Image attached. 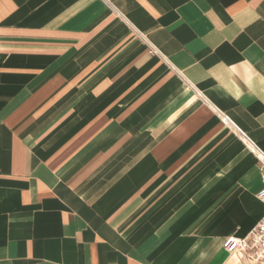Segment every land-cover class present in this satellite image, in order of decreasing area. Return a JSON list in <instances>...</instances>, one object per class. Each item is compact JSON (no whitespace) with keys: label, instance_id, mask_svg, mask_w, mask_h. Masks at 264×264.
I'll use <instances>...</instances> for the list:
<instances>
[{"label":"crops","instance_id":"1","mask_svg":"<svg viewBox=\"0 0 264 264\" xmlns=\"http://www.w3.org/2000/svg\"><path fill=\"white\" fill-rule=\"evenodd\" d=\"M242 133L264 0H0V264H250Z\"/></svg>","mask_w":264,"mask_h":264},{"label":"built area","instance_id":"2","mask_svg":"<svg viewBox=\"0 0 264 264\" xmlns=\"http://www.w3.org/2000/svg\"><path fill=\"white\" fill-rule=\"evenodd\" d=\"M152 51L156 50L152 47ZM228 123L226 118H223ZM246 146L256 156L261 175V187L257 192L258 198L264 203V151L242 133ZM226 250L231 256L246 260L250 264H264V216L244 236L229 235L225 243Z\"/></svg>","mask_w":264,"mask_h":264}]
</instances>
